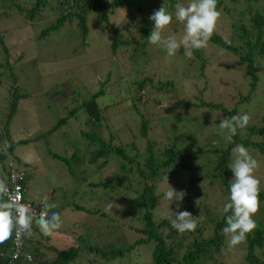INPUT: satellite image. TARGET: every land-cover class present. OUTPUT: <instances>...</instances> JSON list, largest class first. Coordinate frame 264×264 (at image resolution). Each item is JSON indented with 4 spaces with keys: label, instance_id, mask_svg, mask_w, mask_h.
Returning <instances> with one entry per match:
<instances>
[{
    "label": "rangeland",
    "instance_id": "374dc122",
    "mask_svg": "<svg viewBox=\"0 0 264 264\" xmlns=\"http://www.w3.org/2000/svg\"><path fill=\"white\" fill-rule=\"evenodd\" d=\"M169 1H148L144 9L147 18L161 6L168 7ZM172 1H176L174 5L181 3L185 6L190 2ZM219 1L224 9L218 8L220 17L216 33L227 40L230 29L225 10H233L235 14L245 0ZM251 5L253 9L263 11L264 0ZM4 7H8L7 1L0 0V8ZM170 12L173 13L172 23L162 35L165 38L174 36L179 41L184 27L175 19V9ZM250 15L242 17L249 20ZM54 18L55 12L47 8L31 24L18 10L11 9L9 16L0 14V32L4 31L0 33V133L12 94L27 93V96L17 100L7 131L12 141L28 140L26 144H16L12 148L13 156L20 160L19 167L29 173L26 196L55 204L56 207L50 211L58 212L61 217V228L49 237V244L54 249L46 250L47 255L52 256L55 250L76 247L75 258L67 264L154 263L153 242L133 244L142 237L131 229L142 227L141 211L124 204L125 200L135 196V190L140 189V185H136V178L128 174L129 181L116 183L113 178L118 170L112 158L100 170L96 163L82 167L77 164L75 166L76 159L70 160L75 171L74 177L69 174L63 161L49 155L54 153L68 159L74 151L82 155L83 151H91L96 147L90 145L83 149L84 141L79 138V130L86 129V126H81L84 119L81 110L76 111L72 117L68 116L67 121L55 131L46 135L44 133L67 113L69 106H78L97 91L101 81L104 83L102 93L95 99L99 108L104 109L100 133L107 140L110 132L114 137L113 142L123 145L133 141L131 129L129 131L125 128V121L128 127L135 128L138 122V117L129 108L130 97L136 98L138 95L137 81L140 84L141 80L151 77V83L145 85L148 93L141 97L144 103L139 105L144 116L150 119L147 138L154 143V155L158 163L164 159V151L171 147L180 156L179 161H175L166 170L167 173L163 175L160 170L159 178L153 181L154 195L160 196V203L152 210L153 219L158 221L167 217L170 208L173 212L188 211L193 216V211H196L203 217V223L200 225L201 233L194 230L192 236L210 237L213 228L206 212L211 217H221L228 194L224 192L220 178L212 176L216 172L218 154L206 150L221 151L226 148L225 141L217 133L219 122L226 117L220 106L227 110L236 107V115L248 114L250 120L247 126H262L260 117L264 115V56L255 57L252 69L257 79L253 82L244 61L210 41L206 47L194 50L190 58L185 55L183 47L169 57L165 50L148 42L145 46L140 43L135 51L134 47L127 48L120 43L116 52L111 53V26L119 29L123 40L126 36L131 42H136L134 46H138L137 41L141 40L135 9L131 10L128 6L114 9L107 22L101 21L97 14L87 13L85 38L80 36L74 22L71 28L63 25L46 35H39ZM5 48L7 54L3 50ZM6 56L10 68L6 66ZM166 80L169 81V90H164V87L161 89L159 85V81ZM252 82L254 87L250 86ZM241 97L248 100L241 101ZM210 104L217 106L209 108ZM119 125L122 127L119 128ZM244 134L243 129L239 137L243 139ZM136 142L139 150H142L144 139ZM249 142H264V133L252 136ZM246 148L257 161L254 175L260 181V189H264V152L260 151L258 145ZM127 151L130 154L134 152L130 147ZM230 162L231 151L227 165ZM166 174L171 187L186 192L178 209L177 202L169 205L163 198L167 188L164 180ZM231 178L230 172L228 183ZM98 181L112 184L114 188L109 184L98 187L90 185ZM186 199L192 200L195 205L190 206L193 203H186ZM76 205L79 208L76 209ZM262 205L264 203L259 205L253 219L257 225L264 227V213L260 209ZM35 237L36 234L33 235ZM228 241L227 236L225 247L216 253L217 263L246 264V241L231 248ZM32 243L27 240L24 242L28 249ZM107 244H110V250L132 246L124 251L122 257L101 258L99 250L108 249L104 247ZM184 249L182 246L177 259ZM255 254L264 260V246L261 249L255 248ZM207 263L213 264L210 261L204 264Z\"/></svg>",
    "mask_w": 264,
    "mask_h": 264
},
{
    "label": "trees",
    "instance_id": "16d2710c",
    "mask_svg": "<svg viewBox=\"0 0 264 264\" xmlns=\"http://www.w3.org/2000/svg\"><path fill=\"white\" fill-rule=\"evenodd\" d=\"M3 1H7L8 7L0 8L1 15L9 16L11 9L18 10V12L23 13L25 20L28 21L29 24H31L32 20L41 15V12L44 8L51 9V11L55 12V18L49 22V24L41 31V34L39 35H46L51 31L59 29L63 25L71 28V23L74 22V26L82 38H85L87 33L85 18L87 13L97 14L101 21L103 20L107 22L108 16L113 13L114 9L127 6L131 7V10L132 8L135 9V13L137 15L139 22V38H141V40L137 41L139 43L138 46H134L136 42H131V39L127 38L126 36L123 40L119 29L115 26H111L109 49L113 54L116 52L120 43L124 44L127 48L134 47V51L140 47V43L145 46L148 42L147 37L149 36L153 27V22L147 18L146 12L144 10L147 2L150 0ZM21 1L22 3H20ZM258 1L259 0H245L242 8L239 9V11L236 10L235 14L233 13V10H225L226 13H228L227 22H229L228 26L230 29L229 39L224 40L218 33H216V29L210 39V42L217 44L224 50L234 53V55L238 56L241 61H244L245 68L249 70V74L252 76L253 82L257 79L252 69L255 65V57L257 55L264 56V8L263 11H259L257 9H253L251 5L252 3H256ZM174 3H176V1H169L168 7H165L166 10L169 12L170 10L174 11ZM221 6L222 4L219 0H217V10ZM221 8L224 9L223 7ZM246 14H251L249 16V20H246L244 17H242ZM4 29L6 30V28ZM3 50L7 54L6 48ZM6 66H9V68L11 67L7 61V56ZM150 78L151 77H146L145 79L141 80L140 84H138L139 81H137L136 87L138 89V95L136 98L130 97L129 108H131L134 114L138 117V122L135 128L134 126L128 127V123L125 121V128L129 131L131 129L133 141L121 145L113 142L114 137L110 132L108 133L107 140H105L103 135L100 133V129L103 127L104 117L102 115V111L104 109L99 108L95 99L102 93L101 88L104 83L101 81L97 91L90 94L87 99L82 100L78 106H69L67 113L57 119L56 123L44 133L46 135L55 131L67 121L66 118L68 116L72 117L76 111L81 110L84 113V119L81 126H86V129L79 130V138L84 141V147H82L84 150L90 145H95L96 147L91 151H83L82 155H79V153L74 151L68 159L54 153H50L49 155L54 159H60L63 161L67 166L69 174L74 177L75 171L70 165V160L75 161L76 159L75 166L77 164L81 165L82 167L86 165H94L96 163L97 168L100 170L105 166L109 159L112 158V160L116 161V167L118 170L115 174V177L113 178L116 183L123 184L124 181H129L130 177L128 174H132L133 178H136V185H140V189L135 190V196L129 200H125L124 204L128 208L141 211L140 218L143 221L142 227L131 229H134L135 232L140 233L142 237L134 241L133 244L147 241L153 242V264H204L209 261L213 264H220L216 261V253H219V251L226 245L225 241L227 239V235L222 232V229L226 226L225 216L227 214L223 212L221 217L214 218L211 217L208 212H206L208 215V220L212 224L213 233L210 237L205 238L192 236L193 231L179 233L171 226V223L167 217L161 218L158 221L153 219L152 210L160 203V196L154 195L153 181L159 178L160 170H162L163 175L167 173L166 170L172 164H174L175 161H179L178 159L180 156L177 155L175 150L171 147L164 151V159L158 163L157 157L154 155V143L150 141V138H147V133L150 129V119L147 115L144 116V111L139 108V105H143L144 103V99L142 98V101L141 97L148 93V90L145 89V85L151 83ZM159 82L161 89L164 87V90H169L167 89L169 87L168 80ZM253 82L250 84L251 87H254ZM13 88L16 89L17 87H12V89ZM27 95L28 94L25 92L12 94V98L8 104L9 109L6 115L5 124L2 128V132L0 133V138L3 143V147L0 148V165L3 164V160L5 159V152L9 154L11 153L14 161L19 163L18 161L20 160L18 157H14L12 154V148L16 144H26L28 142V140L12 141L7 131V124L15 112L17 100ZM240 100L247 101L248 99L246 97H241ZM216 106L217 105L210 104L209 108H216ZM220 108L224 111V113H226V117L236 115V107H233V109L230 110H227L222 106H220ZM153 117H155V113ZM260 121L262 122V126L249 125L244 129L245 137L243 139L239 137V132L241 130H238L237 135L233 138L234 143L228 144L223 150H206L207 152L213 151L214 153L218 154L216 158V172L213 173L212 176H217L220 178V181L224 185V192H226L228 195V174H230L231 171L228 169L227 163L228 155L232 147H234L236 144H242L245 147H254L258 145L260 151L264 152V142H249V138L252 136L264 133V115L260 117ZM121 127L122 126L119 125V128ZM108 128L109 126L107 125V131H109ZM138 139H144V147L142 150H139V147L136 145V141ZM249 144L251 146H249ZM129 147L134 151L133 154L128 153L127 148ZM185 165L186 164L182 165L181 167L184 168ZM188 167L190 168L192 165H188ZM5 174V171L0 169V181L5 182ZM28 174L29 173H26L23 180L21 181L25 195L29 177ZM91 184L98 187L109 183H102L101 181H98L95 184L91 182L90 185ZM109 185L112 186V189L114 188L112 184ZM184 201L189 204L193 203L192 200L186 199ZM31 202L35 207L37 206L38 209L41 207L43 208L44 203L42 201L38 202L31 200ZM262 203H264V189H260L259 192V205ZM193 205H195V203L190 204V206ZM187 207L189 208L188 204ZM77 208H79L78 205H76V209ZM260 209L261 213H264V205H262ZM49 214H51L50 210ZM193 214L194 218L198 220L195 231L201 233L200 225L203 223V220H200V217L202 216L198 215L199 213L196 211H193ZM33 234H36L37 238L29 249L24 244L26 239L22 238L23 250L25 249L24 251L31 255L30 261L25 259L11 261L10 255L13 250V241H9L3 245H0V264H67L75 258L77 252L76 247L55 250L54 254L48 257L46 250L53 251L54 249V247L49 244V236H44L41 234L35 223L33 224ZM189 237L190 239L188 240ZM27 241L29 240L27 239ZM245 241L244 260L246 264H264V260L259 259V257L255 254V248L261 249L264 246L263 225L261 226L256 224V228L247 235ZM131 246L126 247V249L112 248V250H110L111 246L110 244H107L104 247H109L108 249L104 251L99 250L100 256H102L101 258L104 257L107 259H114L120 256L122 257L124 251L126 252L131 249ZM182 246H184L185 249L182 252L179 260L177 259V256L179 255L178 253ZM101 248L103 247L101 246Z\"/></svg>",
    "mask_w": 264,
    "mask_h": 264
},
{
    "label": "clouds",
    "instance_id": "9594fccd",
    "mask_svg": "<svg viewBox=\"0 0 264 264\" xmlns=\"http://www.w3.org/2000/svg\"><path fill=\"white\" fill-rule=\"evenodd\" d=\"M174 7L175 19L181 22L184 27L180 40L177 41L174 36L165 38L162 35L173 20V13L167 11L163 6L155 10L149 17V20L153 22V27L147 40L150 45L165 50L169 57L174 56L177 50L183 47L185 55L190 58L194 50L207 46L216 29L220 17L217 0H190L186 6L177 3ZM249 120L248 114H239L225 117L219 122L217 133L222 136L225 146L234 143L233 138L237 135L238 130L245 129ZM0 143V148H2L1 138ZM7 158L14 161L11 154L5 152L3 162H6ZM14 163L18 169L26 171L25 168L19 167L15 161ZM227 167L232 173V178L229 181L228 202L223 207V211L227 215L225 216L226 226L222 232L229 237L228 244L231 248L243 243L247 235L256 228L253 216L259 209L260 181L254 175L257 161L242 144H236L232 148L231 162ZM0 169L7 173L6 163L0 165ZM164 180L167 188L163 192V198L169 202V205L177 202L178 209L179 202L183 201L186 192L177 191L171 187L167 174L164 176ZM23 195L25 200H28L24 191ZM22 199L23 197L18 191L10 189L5 182L0 181V245L13 241L14 238L15 242L22 241L25 236L30 238L33 235L34 223L44 236L51 235L62 226L58 212L52 211L49 214V210L56 207L55 204L45 202L44 210L38 215H34L31 206L23 203ZM167 219L179 233L194 231L198 224V220L190 212H173L171 208ZM200 220H203V217H200ZM21 252L27 253L23 250V242Z\"/></svg>",
    "mask_w": 264,
    "mask_h": 264
},
{
    "label": "built area",
    "instance_id": "2783aa9c",
    "mask_svg": "<svg viewBox=\"0 0 264 264\" xmlns=\"http://www.w3.org/2000/svg\"><path fill=\"white\" fill-rule=\"evenodd\" d=\"M6 169H7V173L4 179L5 183L8 185L10 189H14L18 191L23 197L22 202L29 204L32 208L33 214L38 215L44 209L42 207H41L42 209L41 208L38 209L37 206L35 207L32 202L25 200L23 195V188L21 185V181L23 180L24 175L28 172L18 169L11 158L6 159ZM21 251H22V241L20 240L19 242H15V238H14L13 250L10 255V260L14 261L17 259H25L27 261H30L31 255L28 253H23Z\"/></svg>",
    "mask_w": 264,
    "mask_h": 264
},
{
    "label": "crops",
    "instance_id": "0c3cea01",
    "mask_svg": "<svg viewBox=\"0 0 264 264\" xmlns=\"http://www.w3.org/2000/svg\"><path fill=\"white\" fill-rule=\"evenodd\" d=\"M26 196V195H25ZM26 198L29 200V201H31V200H33L34 201V199H30L28 196H26ZM35 201H38V202H40L41 200H35ZM33 235H35V234H33ZM33 235L29 238V237H24V239H28L29 241H27V242H35L34 240H31V239H36V237L35 238H33ZM49 237H50V235H49ZM50 240V239H49ZM52 245V244H51ZM53 246V245H52ZM54 247V246H53ZM46 254H47V252H46ZM48 256V255H47ZM48 257H50V255L48 256Z\"/></svg>",
    "mask_w": 264,
    "mask_h": 264
}]
</instances>
